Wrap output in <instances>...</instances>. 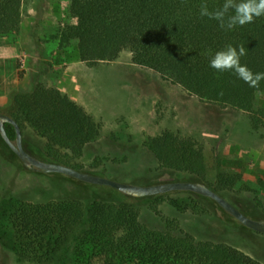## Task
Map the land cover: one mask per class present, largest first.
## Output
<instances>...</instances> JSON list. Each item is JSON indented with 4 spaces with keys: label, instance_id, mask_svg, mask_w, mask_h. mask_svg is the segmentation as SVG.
Segmentation results:
<instances>
[{
    "label": "trees",
    "instance_id": "obj_1",
    "mask_svg": "<svg viewBox=\"0 0 264 264\" xmlns=\"http://www.w3.org/2000/svg\"><path fill=\"white\" fill-rule=\"evenodd\" d=\"M25 2L0 0V37L18 31ZM204 3L215 11L224 0H71L69 17L75 21L65 25L56 39L61 49L74 41L69 59L94 64L115 60L127 51L134 64L152 69L166 80L186 81L203 102L248 110L250 86L232 71L211 68L209 61L227 45L243 44L247 54L241 57V64L253 73L264 72V16L226 30L219 21L200 15ZM259 86L264 87V80ZM0 113L13 119L20 131L28 127L44 140L45 161L78 171L70 161L100 135L99 124L83 107L42 82L29 91H12ZM4 128L14 141L13 125L5 123ZM145 145L161 168L187 173L193 181L206 185L203 158L188 152L178 133L164 130L147 138ZM84 184L111 191L118 202L94 200L85 208L77 200L64 199L17 201L5 206L7 231L20 249L19 258L36 264L66 256L70 264H257L237 249L197 239L169 222L160 230L141 223L136 201H162L169 193L134 198L107 186Z\"/></svg>",
    "mask_w": 264,
    "mask_h": 264
},
{
    "label": "rangeland",
    "instance_id": "obj_2",
    "mask_svg": "<svg viewBox=\"0 0 264 264\" xmlns=\"http://www.w3.org/2000/svg\"><path fill=\"white\" fill-rule=\"evenodd\" d=\"M70 4L71 0H26L22 30L4 37L16 47L12 57L17 82L9 94L29 91L42 82L58 88L99 124V137L71 165L140 186L193 181L187 173L161 168L145 145L147 138L171 130L185 139L188 152L203 158L204 182L210 189L247 217L264 219V87L248 88V110L221 108L199 100L186 81L166 80L134 64L127 51L115 60L94 64L69 59L74 41L61 49L56 36L75 21L69 17ZM6 102H0V107ZM21 137L26 150L45 161L44 140L28 127ZM1 143L0 138V264H36L19 258L20 249L7 231L5 206L64 199L77 200L85 208L94 200L118 202L109 190L25 168ZM167 196L162 201H136L139 221L159 230L169 222L197 239L228 245L264 264V234L244 227L207 197L196 199L184 191ZM68 257L41 263L70 264Z\"/></svg>",
    "mask_w": 264,
    "mask_h": 264
},
{
    "label": "water",
    "instance_id": "obj_3",
    "mask_svg": "<svg viewBox=\"0 0 264 264\" xmlns=\"http://www.w3.org/2000/svg\"><path fill=\"white\" fill-rule=\"evenodd\" d=\"M4 123H9L13 125L16 133L15 142L9 140L4 128ZM0 136L3 141L9 146V148L15 153V155H17V157L21 160L24 166L26 168L33 169L36 172L57 173L70 177L79 182L107 186L117 190L118 192L124 195L134 198L166 194L175 191L191 192L198 196L207 197L213 200L221 209H223L226 213L232 216L235 220L240 222L244 227L254 232L264 234V219L254 220L247 217L246 215L241 213L227 199L218 195L201 182L180 181L140 186L135 184L120 183L97 175L78 171L74 168L61 164L39 160L23 149L21 143V131L19 129V126L13 119L9 118L4 114H0Z\"/></svg>",
    "mask_w": 264,
    "mask_h": 264
},
{
    "label": "clouds",
    "instance_id": "obj_4",
    "mask_svg": "<svg viewBox=\"0 0 264 264\" xmlns=\"http://www.w3.org/2000/svg\"><path fill=\"white\" fill-rule=\"evenodd\" d=\"M200 15L215 19L221 28L231 30L264 16V0H224L223 5L215 11H210L204 3L200 6ZM246 54L243 44L238 47L229 44L211 56L209 65L218 72L232 71L250 87L258 88L259 82L264 80V72L253 73L246 65H242L241 57Z\"/></svg>",
    "mask_w": 264,
    "mask_h": 264
},
{
    "label": "crops",
    "instance_id": "obj_5",
    "mask_svg": "<svg viewBox=\"0 0 264 264\" xmlns=\"http://www.w3.org/2000/svg\"><path fill=\"white\" fill-rule=\"evenodd\" d=\"M22 24L23 21L18 31L22 30ZM23 31L26 32V28H23ZM13 52H16V47L6 37H0V102L7 99L10 90L14 88L17 82Z\"/></svg>",
    "mask_w": 264,
    "mask_h": 264
},
{
    "label": "flooded vegetation",
    "instance_id": "obj_6",
    "mask_svg": "<svg viewBox=\"0 0 264 264\" xmlns=\"http://www.w3.org/2000/svg\"><path fill=\"white\" fill-rule=\"evenodd\" d=\"M0 114H3V113H0ZM5 124V123H4ZM16 134V133H15ZM15 137H16V135H15ZM0 138H1V136H0ZM1 140H2V143H1V145L4 147V148H6L10 153H12V154H14L15 155V153L9 148V146L3 141V139L1 138ZM10 140V139H9ZM12 142H15V140L14 141H12ZM21 143H22V137H21ZM22 147H23V149H24V146H23V144H22ZM27 153H29L26 149H24ZM30 155H32L31 153H29ZM16 156V159L24 166V164L21 162V160L17 157V155H15ZM33 156V155H32ZM25 167V166H24ZM26 168V167H25ZM27 169H29V168H27ZM29 170H33V169H29ZM33 171H35V170H33ZM36 172V171H35ZM51 174H55V175H61V174H57V173H51Z\"/></svg>",
    "mask_w": 264,
    "mask_h": 264
}]
</instances>
